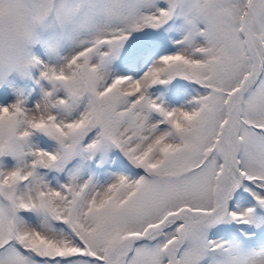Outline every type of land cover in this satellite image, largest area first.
Masks as SVG:
<instances>
[{
    "label": "snow or ice",
    "instance_id": "6c2138e0",
    "mask_svg": "<svg viewBox=\"0 0 264 264\" xmlns=\"http://www.w3.org/2000/svg\"><path fill=\"white\" fill-rule=\"evenodd\" d=\"M0 264H264V0H0Z\"/></svg>",
    "mask_w": 264,
    "mask_h": 264
}]
</instances>
